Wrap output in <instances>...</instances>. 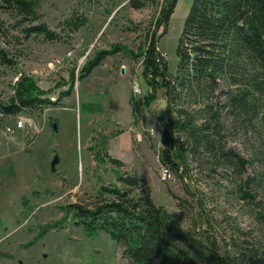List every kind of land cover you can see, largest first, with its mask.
Returning a JSON list of instances; mask_svg holds the SVG:
<instances>
[{"label":"rangeland","instance_id":"1","mask_svg":"<svg viewBox=\"0 0 264 264\" xmlns=\"http://www.w3.org/2000/svg\"><path fill=\"white\" fill-rule=\"evenodd\" d=\"M168 2L154 0L136 10L129 0H43L38 9L41 21L61 40L33 36L19 45L0 35V48L9 49L16 59L13 67L0 68V100L12 94L20 74L53 89L56 98L75 72L71 95L58 106L0 120V264H134L121 257L122 248L104 232L88 236L72 223L57 229L55 225L64 220L66 205L90 202L123 172H137L155 203L164 206L184 232L207 229L220 252L238 241V230L247 233L254 228L250 207L234 192L237 181L231 170L213 173L188 153L190 177L173 171L172 180H160L161 166L166 165L159 156L169 125L167 89H158L155 99L147 102L153 89L143 74V58L133 54H138L147 32L154 31L156 17ZM192 3L177 0L165 33L163 27L154 33L170 74L176 72L178 40ZM71 16L86 20L85 25L72 32L65 23ZM0 20L9 29L13 24L2 11ZM114 45L122 50L79 81V72L95 52ZM137 84L139 93L133 91ZM226 117L227 146L245 156L247 137L232 131ZM20 120L31 123L19 127ZM100 142H105L104 148ZM91 145L125 166H114L106 158L97 162L88 150ZM55 156L59 163L52 172ZM255 235L261 238L259 232Z\"/></svg>","mask_w":264,"mask_h":264},{"label":"trees","instance_id":"2","mask_svg":"<svg viewBox=\"0 0 264 264\" xmlns=\"http://www.w3.org/2000/svg\"><path fill=\"white\" fill-rule=\"evenodd\" d=\"M42 2L0 0V11L13 20L10 29L0 20V35L10 36L19 45L33 36L61 40L41 21L38 9ZM153 2L129 0V5L139 10ZM176 3L169 0L161 7L154 31L147 32L138 54H133L143 58V74L153 89L147 102L155 99L158 89H167L169 125L159 159L182 177H190L188 153L213 173L220 168L231 170L237 181L234 192L238 201L250 207L254 228L247 233L238 230V241L220 252L207 229L184 232L168 210L155 203L137 172H123L116 173V183L102 186L90 202L66 205L64 220L55 224L56 229L72 223L88 236L104 232L134 264H264V0H193L178 40L176 72L170 74L154 33L162 27L165 33ZM85 21L71 16L65 23L73 32ZM121 50L114 45L95 52L79 72V81ZM15 63L9 49L1 47L0 68ZM74 84L72 72L66 90L54 98L53 89L41 88L31 76L20 74L12 94L0 100V120L58 106L71 95ZM224 115L232 131L240 130L247 137L245 156L228 148ZM104 144L100 142L103 148ZM88 150L97 162L107 159L114 166H125L92 145ZM169 193L182 208L180 199ZM258 232L261 238L255 235Z\"/></svg>","mask_w":264,"mask_h":264},{"label":"built area","instance_id":"3","mask_svg":"<svg viewBox=\"0 0 264 264\" xmlns=\"http://www.w3.org/2000/svg\"><path fill=\"white\" fill-rule=\"evenodd\" d=\"M138 87H139L138 84L135 85L134 90H133L135 93H139L141 91V90H139L140 88H138ZM24 123L30 124L31 121L28 120L27 122H25V121L23 122L22 120H20L18 122L19 127H22L24 125ZM159 126H160V124H159ZM158 130H159V127L155 128V131L151 130V135H155L158 132ZM8 131L11 132V128H8ZM173 178H174V174L171 171L170 167L168 165H162L161 166V172H160V180L162 182H168V181L172 180Z\"/></svg>","mask_w":264,"mask_h":264},{"label":"water","instance_id":"4","mask_svg":"<svg viewBox=\"0 0 264 264\" xmlns=\"http://www.w3.org/2000/svg\"><path fill=\"white\" fill-rule=\"evenodd\" d=\"M122 73H124V69L122 68ZM59 163V158L57 156L54 157V159L51 162V170L52 172L55 171L56 165Z\"/></svg>","mask_w":264,"mask_h":264},{"label":"crops","instance_id":"5","mask_svg":"<svg viewBox=\"0 0 264 264\" xmlns=\"http://www.w3.org/2000/svg\"><path fill=\"white\" fill-rule=\"evenodd\" d=\"M120 253H122V250H121V252ZM121 257H123L122 255H121ZM123 258H125V257H123ZM127 259V258H126ZM129 260V259H128Z\"/></svg>","mask_w":264,"mask_h":264}]
</instances>
